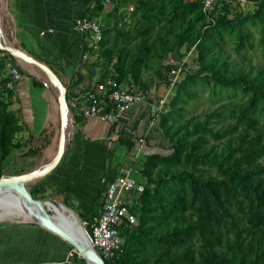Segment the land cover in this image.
<instances>
[{
  "label": "rangeland",
  "instance_id": "1",
  "mask_svg": "<svg viewBox=\"0 0 264 264\" xmlns=\"http://www.w3.org/2000/svg\"><path fill=\"white\" fill-rule=\"evenodd\" d=\"M176 1L113 0L111 4L117 2L121 8L116 16L119 18L120 25L106 30L98 50L91 53L90 57L82 63L87 71L86 75L83 74L87 84L84 90L80 91L82 94L112 90V78L117 75L118 69L122 68L124 81L118 87L140 91L146 100L150 99V105L147 107L158 106L160 100H165L163 106L152 116L156 135L161 141L153 146L150 145L149 147L154 149L145 151L142 154L143 158L139 157L138 168H130L137 173L141 172V163L148 154L166 155L170 152L169 143L161 135L160 121L172 109L171 104H173L174 114L170 116L167 126L170 132L174 133V140L190 142L202 136L204 143L201 150L212 164H218L222 156L232 150L240 136L254 137L259 134L264 141V113L257 112L251 116V120L255 122L253 124L238 120V113L246 101V96L242 92L229 91L218 95L214 94L212 87H204L198 81L197 38L204 34L207 22L198 19L196 13L175 11ZM186 1L192 0H184V4ZM218 4L217 9L223 11L221 3L218 2ZM255 6L241 7L240 3L235 6L227 5L228 8L237 9L243 13L253 12ZM262 9L264 11V7ZM263 25L264 21L259 20L244 24L243 31L246 34L247 43L240 49L236 47V37L225 33L221 34V38H212L209 41L208 58L215 61L216 68L221 70L224 78H239L244 84L264 87V45L260 41ZM8 57L21 72V76L23 75L13 56L0 50V86L4 80L8 79V70L5 65ZM173 70L176 71V75L173 74ZM187 77H193V80L187 82ZM46 79L54 81L50 76ZM74 82L78 83V81ZM180 85L183 92L177 89ZM176 98L179 101H173ZM79 101H83V98ZM63 110L66 111L65 108ZM195 126L211 129L219 138L213 139L208 135L196 133ZM28 136L29 132L22 123L15 92L0 88V146H5L9 142L14 144L27 141L25 143L27 146L20 150L11 148L10 155L0 165V177L21 179L24 175L45 168L49 164L51 160L48 159L50 154L47 153L49 141L43 137L38 140L33 137L28 141ZM28 150L33 151L34 154L29 153ZM57 151L58 145L51 152L53 157ZM261 162L262 160L259 164ZM170 170L157 167L153 170L152 176ZM203 170L204 176L215 175V168L211 166L204 167ZM48 181L42 175H35L24 180L22 185L30 197L41 204L46 201H61L62 204L69 205V202H65L60 194L57 195L59 191L56 186L53 183L48 184ZM43 185L45 187L42 190H35ZM72 209L78 216L77 210L71 207ZM45 214L47 215V211ZM184 215L188 218L189 224L194 221L189 213ZM4 217L0 218V226L4 224L36 225L31 217L15 214ZM80 220L84 227L81 218ZM160 232L166 234L169 230L164 228ZM64 244L67 249V261L75 264L72 262V255H77V252H74L73 247L66 242ZM193 249L198 252L199 244L194 243ZM77 257L83 259L78 255ZM140 257L148 259L147 252H142ZM135 260L126 261L123 258L120 264H135ZM83 264H86L84 259Z\"/></svg>",
  "mask_w": 264,
  "mask_h": 264
},
{
  "label": "trees",
  "instance_id": "2",
  "mask_svg": "<svg viewBox=\"0 0 264 264\" xmlns=\"http://www.w3.org/2000/svg\"><path fill=\"white\" fill-rule=\"evenodd\" d=\"M218 5L217 2L208 21L198 1L184 4V0H177L174 3L175 11L196 13L198 19L207 22L204 34L197 38L198 81L204 87H212L214 94L242 92L246 101L238 113V120L253 124L255 122L250 117L257 112L264 113V87L244 84L239 78H224L221 70L216 68L215 61L208 58L207 45L212 38H221V34L225 33L236 37V47L239 49L245 46L247 39L243 26L249 21H264V0L251 13L227 6L221 11L217 9ZM91 14L96 15L95 12ZM117 25H120L119 21L113 27L103 28V39L104 32ZM260 41L264 45V25ZM192 80L193 77L186 79L187 82ZM6 81L0 86L4 91H8L3 85ZM112 81V89L124 81L122 68L118 69ZM32 85L41 86L34 78ZM177 89L184 91L181 85ZM69 99L66 91L68 104ZM78 99L81 100V97L78 96ZM173 101L179 100L176 98ZM82 102L79 101V104ZM171 107L160 121L161 135L169 143L170 152L166 155L148 154L141 163L143 191L129 207L137 218V224L120 229L122 253L117 259L104 260V263L120 264L125 258L126 261L139 259L135 260V264H264V141L259 134L254 137L240 136L232 150L222 156L218 164H212L201 150L204 143L202 136L190 142L174 140V133L167 126L170 116L174 114L173 104ZM25 128L29 132L28 141L32 140L33 135L26 124ZM194 130L213 139L219 138L204 126H195ZM25 143L27 141L9 142L0 146V165L10 155L11 148L20 150L27 146ZM28 152L34 154L31 150ZM210 166L215 168V175L204 176V167ZM157 167L171 170L153 177L152 172ZM52 172L44 178L49 180L48 184L56 185L55 180L50 179ZM44 187L39 186L35 190ZM59 194L65 202H69L64 191H59ZM103 200L101 186L93 203L98 202L100 206ZM67 207L72 206L69 203ZM185 213L194 218L190 224ZM78 216L83 224L86 223L84 228L88 230L92 216L88 219L80 213ZM164 228L169 232L162 234L160 231ZM194 243L199 244L198 252L193 249ZM142 252H147L148 259L140 257ZM72 256L73 263L83 264V259L76 254Z\"/></svg>",
  "mask_w": 264,
  "mask_h": 264
},
{
  "label": "crops",
  "instance_id": "3",
  "mask_svg": "<svg viewBox=\"0 0 264 264\" xmlns=\"http://www.w3.org/2000/svg\"><path fill=\"white\" fill-rule=\"evenodd\" d=\"M217 2L222 6L256 5L255 9L259 4V0ZM119 11L117 2L104 4L100 0H0V46L15 48L44 64L71 98L87 84L83 79L87 71L82 65V37L74 30L73 20L95 12L93 16L106 28L119 21ZM13 58L23 73L14 91L21 118L36 140L43 137L49 141V164L64 127V154L50 179L55 180L58 191L65 192L72 208L88 219L99 212V203L93 201L101 188L100 178L113 177L121 168H138L139 157L154 149L150 145L160 143L149 113L151 106L147 107L150 99L133 106L114 126L84 118L77 111L60 107V90L55 81L46 79L49 75L31 62ZM33 78L40 87L32 85ZM133 173L144 184L141 174ZM125 198L129 201L135 196L131 193ZM66 257L64 242L38 225L0 226V264H70Z\"/></svg>",
  "mask_w": 264,
  "mask_h": 264
},
{
  "label": "built area",
  "instance_id": "4",
  "mask_svg": "<svg viewBox=\"0 0 264 264\" xmlns=\"http://www.w3.org/2000/svg\"><path fill=\"white\" fill-rule=\"evenodd\" d=\"M100 1L104 4H109L113 0ZM196 1L200 3L204 17L208 21L211 20L210 14L214 11L217 0ZM222 7L225 8L226 6ZM73 28L82 37L81 57L82 61H85L90 57L91 53L98 50L103 39L102 31L105 26L91 13H86L73 20ZM1 56L3 57V54ZM5 65L8 70V79L3 85L6 90L14 92L16 84L21 80V72L12 63L10 57L6 58ZM173 74L176 75L175 70H173ZM78 96L83 98L81 104H79ZM145 101L146 97L140 91L117 87L116 89L99 93L87 92L81 94L78 91L69 99L67 106L68 109L77 111L84 118H96L114 126L121 121L125 113L133 106L141 105ZM164 102L165 100H160L158 106L150 107L149 113L153 116L163 106ZM100 183L104 193V200L99 206V212L91 217L89 228L85 231L90 248L103 261L114 260L122 253L123 238L120 235V229L123 227L131 228L137 224L136 216L129 210L134 199L128 201L125 196L132 193L137 197L143 191V184L136 180L130 168L119 169L118 173L113 177L104 176Z\"/></svg>",
  "mask_w": 264,
  "mask_h": 264
},
{
  "label": "water",
  "instance_id": "5",
  "mask_svg": "<svg viewBox=\"0 0 264 264\" xmlns=\"http://www.w3.org/2000/svg\"><path fill=\"white\" fill-rule=\"evenodd\" d=\"M0 50L8 52L13 57H18L24 61L33 63L38 68L43 70L47 75H49L57 83V86L60 90V100H59L60 107L62 109L65 108L66 110L68 109L67 101H66V90L62 87L58 79L55 77L53 72L48 67H46L44 64L40 62L32 60L31 58L26 56L21 51L16 50L15 48H12L10 46H5V47L0 46ZM64 150H65V131H64V127L61 126L59 142H58V151L56 155L54 156V159L52 160V162L48 164L45 168H42L35 172L24 175L21 179H12L6 176H1L0 177V196L3 190V186L6 183H9L16 190L13 192L14 194H18V195L21 194L29 204L37 205L40 208V210L44 212L41 206V203L33 200L30 197V195L26 192L25 188L23 187L22 182L24 180H28L32 178L35 175L45 176L46 174L51 172L60 162L64 154ZM10 199L11 198L9 197H4V204L8 211H13L15 208L21 205L19 201L14 200L13 202ZM60 205L68 212V217L70 219V222L73 225V228L75 229L73 236L69 234L68 232H66L65 230H63L57 224L52 223L51 221L49 222L48 226L41 225L39 222L35 224L47 230L48 232L52 233L56 237L60 238L62 241L66 242L68 245L72 246L73 251L77 252V255L83 258L86 264H91V263L105 264L104 261L90 248L87 233L80 219L78 218V216L75 213H73V211L67 206L63 204H60Z\"/></svg>",
  "mask_w": 264,
  "mask_h": 264
},
{
  "label": "bare ground",
  "instance_id": "6",
  "mask_svg": "<svg viewBox=\"0 0 264 264\" xmlns=\"http://www.w3.org/2000/svg\"><path fill=\"white\" fill-rule=\"evenodd\" d=\"M16 191L14 187L6 183L3 186V190L0 196V218L4 216H11L15 215H23L27 217H31L36 223H40L41 225L48 226L49 222L51 221L54 224H57L63 230L74 235L75 229L70 222L68 217V212L60 205L62 204L61 201L57 202H45L41 204L43 210L47 211V215L45 214L40 208L35 204H29L21 194H14L13 192ZM4 197H9L11 200H17L21 203L20 206L15 208L13 211H8L5 204H4ZM71 209V208H70ZM73 210V209H72ZM50 212V213H48ZM73 213L75 211L73 210ZM76 214V213H75ZM5 218V217H4ZM93 264V263H91Z\"/></svg>",
  "mask_w": 264,
  "mask_h": 264
}]
</instances>
